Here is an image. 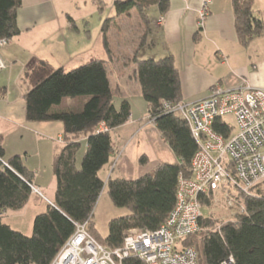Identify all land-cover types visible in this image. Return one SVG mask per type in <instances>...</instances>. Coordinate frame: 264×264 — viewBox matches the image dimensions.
<instances>
[{
    "label": "trees",
    "instance_id": "trees-1",
    "mask_svg": "<svg viewBox=\"0 0 264 264\" xmlns=\"http://www.w3.org/2000/svg\"><path fill=\"white\" fill-rule=\"evenodd\" d=\"M235 27L239 41L247 46L264 36L263 21L254 11V0H232ZM157 7L164 14L169 0H117L118 16L137 10L144 25L140 48L146 45L149 33L148 9ZM21 0H0V40H11L20 34L17 11ZM108 18L102 26L105 48L113 57L108 31ZM139 49L131 55L135 65L132 75L142 88L148 104L149 118L178 159L177 163H161L148 173L126 179L101 171L110 164L114 153L112 132L131 117L127 100L117 107L112 89L108 61L94 59L70 71L39 62L29 73L31 88L25 98L26 119L31 123H62V141L53 158L56 194L53 204L38 214L33 232L25 235L4 222L9 211H21L33 191V173L20 156L5 159L0 142V264H51L67 240L74 234L75 224L88 223L89 233L101 244L116 248L123 245L124 233L133 228L157 230L166 223L177 202L179 176L192 178L191 164L197 144L190 130L174 113H168L162 101L183 102L180 71L172 55L159 60L140 59ZM4 89H0V92ZM67 98L81 99L77 108L56 109ZM216 128V127H215ZM222 132L227 133L223 127ZM86 152L78 164L82 141ZM146 165L148 158L142 156ZM104 190L113 204L128 214L109 223V234L103 238L93 223L94 209ZM244 214L235 221L217 227L212 217L201 219V229L189 236L185 246L195 247L200 264H264V191L244 197ZM211 204V199L204 201ZM233 262H230V259Z\"/></svg>",
    "mask_w": 264,
    "mask_h": 264
},
{
    "label": "crops",
    "instance_id": "crops-1",
    "mask_svg": "<svg viewBox=\"0 0 264 264\" xmlns=\"http://www.w3.org/2000/svg\"><path fill=\"white\" fill-rule=\"evenodd\" d=\"M116 1L21 0L17 11L20 34L0 50V57L6 62V68L0 71V89H4L0 92V142L6 160L20 156L33 173V187H38L39 191H34L21 210V213L31 207L34 210L25 233L28 236L33 232L35 217L55 201L57 181L53 158L63 136L62 123H31L26 119L25 98L31 88L28 73L39 62H47L56 68L81 58L82 64L87 59L107 61L108 52L102 44V26L106 19H112L115 26L108 31V37L115 40L116 48L111 46L113 57L109 55V58L113 63L108 61V72L115 101L116 98L121 100L120 103L127 100L131 105V117L125 125L112 132L114 153L110 164L102 171L109 173L112 157L119 146L126 147L124 154L134 139L150 125L144 123L146 119L149 122V113L142 118L138 113L140 109L133 107L138 99L144 112H148L142 88L132 77L135 65L130 62L138 40L143 36L144 25L139 14H129L139 25L138 33L132 38L133 29L126 27L129 15H117ZM203 1L169 0V9L164 14L156 6L148 9L149 33L145 45L150 49L148 58L159 60L172 55L180 71L182 97L186 103L209 97L215 85L236 88L247 81L255 87L264 88L261 50L264 36L254 39L247 46L240 43L232 0H213L210 13L201 26L199 11ZM254 11L264 24V0H254ZM129 40L132 50L126 45ZM153 125L154 132L149 130L153 143L161 151L170 149ZM172 159L159 161L144 174L161 163L178 162L175 155ZM5 223L20 231L11 223Z\"/></svg>",
    "mask_w": 264,
    "mask_h": 264
},
{
    "label": "built area",
    "instance_id": "built-area-1",
    "mask_svg": "<svg viewBox=\"0 0 264 264\" xmlns=\"http://www.w3.org/2000/svg\"><path fill=\"white\" fill-rule=\"evenodd\" d=\"M212 3L203 1L201 26ZM8 44L9 40L1 39L0 50ZM5 68L0 57V71ZM162 106L190 130L197 144L193 176H179L176 206L166 223L157 230L129 229L123 235V245L116 248L97 241L89 233L88 223H76L74 234L51 264H200L196 248L185 246L184 241L201 229L204 201L217 203V193L228 185L239 194L230 198L227 206L244 214L243 198L264 191V88L247 81L236 88L215 85L210 96L200 101H162ZM229 116L236 121V132L226 122ZM154 121L149 118L150 124ZM223 127L227 133L221 131Z\"/></svg>",
    "mask_w": 264,
    "mask_h": 264
},
{
    "label": "rangeland",
    "instance_id": "rangeland-1",
    "mask_svg": "<svg viewBox=\"0 0 264 264\" xmlns=\"http://www.w3.org/2000/svg\"><path fill=\"white\" fill-rule=\"evenodd\" d=\"M135 14H138L137 10H133ZM127 18H129V22L127 21L126 27H129V29L132 30V38L136 36L138 33L139 25L135 21L131 15H129ZM113 20L109 22L110 26H115L114 23H112ZM111 42V46L113 48H116L115 40L112 39L110 36L109 38ZM140 41V38L139 40ZM127 47L130 48V40L126 42ZM102 44L105 48L104 43V37L102 38ZM262 53L264 58V40L262 41ZM128 48V49H129ZM132 50V48H130ZM137 49H139L138 57L140 59H147L148 55L150 53V49L147 46H143L140 48V43L137 46ZM82 59V58H81ZM81 59L74 61L70 64H64L63 66H55L56 68L63 67L65 71H70L76 67H79L82 64ZM107 61H111L110 63H113V61L109 58V53H107V56L105 58ZM89 61L88 59L86 60ZM75 63V64H74ZM85 63V62H84ZM2 73L0 72V78ZM14 91V90H13ZM79 98H67L63 101V103L60 106H57L56 109L60 108V110L65 109H72L77 108L79 105H81ZM120 99L116 98V105L117 107H120ZM138 99L134 101L133 107L140 109L138 111L140 117L146 118L148 112H144V109L142 108V105L138 103ZM142 102V101H141ZM145 124L149 123L148 120H144ZM226 122L233 128L234 132L237 131V124L233 116H229L226 118ZM61 124V123H60ZM150 124V123H149ZM151 130L154 132V125L150 124L148 127L141 132L137 138L134 139V141L127 147L125 153L123 154L125 148L122 146H119V149L117 153L112 157V164L109 167V173L107 170L102 171L101 175L104 177V181H107L109 176L112 177H120V178H126V179H134L137 177H140L144 175L146 170L151 169L158 163L159 161H173L172 157L174 156L172 151L170 149L165 148L164 151L159 150V148L156 147V145L153 143V138L149 136ZM162 137V136H161ZM163 139V138H162ZM86 152V143L85 141H82L81 149L78 153V164L80 165L83 159V156ZM142 156H145L148 158L149 163L146 164L147 166H144V164L141 163L140 159ZM45 169L43 170V173H45ZM108 173V174H107ZM225 190H220L217 193V203L213 204V200H211L210 205H205L202 209L203 218L206 219L208 217H212L216 221L217 227H221V225L235 221L238 217L236 213L238 212L237 207H228L227 201L237 196L239 193L238 191L228 185H225ZM38 189V187H36ZM34 214V210H32V207L28 209L25 212L21 211H9L5 215V222H9L15 227L16 229H20L19 232L25 234L28 231V225L30 226V222L32 219V215ZM128 214L127 209L125 208H118L116 207L110 195L108 194L107 190H104L98 200V203L94 209V216H93V223L95 224L96 229L98 230L99 234L106 238L109 234V223L115 219L122 216H125ZM13 216H16L12 218ZM26 235V234H25Z\"/></svg>",
    "mask_w": 264,
    "mask_h": 264
}]
</instances>
